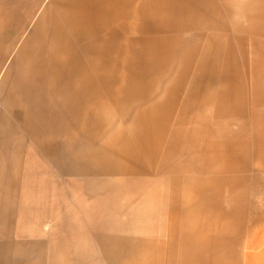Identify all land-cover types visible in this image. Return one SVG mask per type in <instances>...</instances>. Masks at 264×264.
<instances>
[{
  "label": "crops",
  "instance_id": "crops-1",
  "mask_svg": "<svg viewBox=\"0 0 264 264\" xmlns=\"http://www.w3.org/2000/svg\"><path fill=\"white\" fill-rule=\"evenodd\" d=\"M263 172L264 0H0V264H239Z\"/></svg>",
  "mask_w": 264,
  "mask_h": 264
},
{
  "label": "rangeland",
  "instance_id": "rangeland-1",
  "mask_svg": "<svg viewBox=\"0 0 264 264\" xmlns=\"http://www.w3.org/2000/svg\"><path fill=\"white\" fill-rule=\"evenodd\" d=\"M30 26L27 27V32H29ZM150 33H147L150 36H153L155 32L150 31ZM16 49V46L12 47L9 54L13 52ZM118 76L116 77L115 85H120L125 79H126V70L124 67V63L122 61L118 62ZM256 167L250 165L245 171L244 174L251 175L255 173ZM264 173V172H263ZM262 173V174H263ZM255 206L252 205V210H264V198L260 199L258 202H253ZM15 222H20V218H16ZM48 224H52L51 221L48 222ZM46 226V225H45ZM45 229L47 228L44 227ZM42 232V231H41ZM18 235L20 234L19 231L15 229L14 233H12V238L17 239ZM28 237H34L37 236V233L34 234V232H26L24 234ZM42 235V234H41ZM50 235V233H49ZM264 249V219L261 221L251 222L247 221L245 222L242 232H241V240L239 243V250H240V258H239V264H255V261H260V258H262L263 254L262 251ZM247 254V257H246ZM248 255L251 256L248 258ZM264 257V256H263ZM262 260V259H261ZM260 264H264L263 261H261Z\"/></svg>",
  "mask_w": 264,
  "mask_h": 264
}]
</instances>
